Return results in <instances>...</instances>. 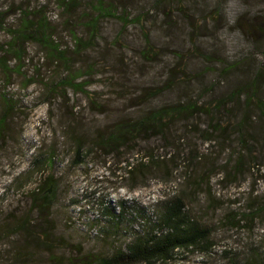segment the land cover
<instances>
[{
	"label": "rangeland",
	"instance_id": "1",
	"mask_svg": "<svg viewBox=\"0 0 264 264\" xmlns=\"http://www.w3.org/2000/svg\"><path fill=\"white\" fill-rule=\"evenodd\" d=\"M46 1L0 0V11H5L10 5L37 6ZM87 1L80 0V7L71 13L74 22H82L80 18L87 13L84 10ZM111 1L117 8L126 11L123 15H130L129 18L140 15L139 22L128 23L123 27L115 18H103L97 26L95 46L81 53L75 52L74 40L67 31L58 36L60 49L66 52L73 69L83 70L88 65H95L92 76L88 77L91 85L85 89L91 94L90 97L67 91L66 94L61 92L64 97L58 95L52 105L44 103L40 84L59 77L61 69L45 62L42 54L32 45L26 46V60L20 74L7 73V77H4L0 71V114L4 110L3 97L13 101L16 108L8 114L4 131L0 133V232L11 221L18 222L26 217L31 218L33 225L39 224L41 229H46L56 240L53 245L55 249L50 252L41 247L33 249L38 250L41 264H53L48 260L50 255L63 259L73 255L79 259L85 256L104 257L120 244L114 237L99 240L78 230L76 224L71 223L74 216L71 211L77 212L78 207L70 206V200H78L79 206L86 210L84 217L92 216V224L95 225L102 219L103 207L110 203L115 205L116 211H119L117 203L120 200L126 201L129 206L132 203L138 208L141 206L146 215L133 223V227L138 230L146 225L148 217L152 219L151 222L156 220L152 216V207L156 202L184 190L195 192L190 187L188 176L197 178V172H202L207 166L197 164L193 169L187 168L182 154L184 148L177 152L164 150L155 139L139 143V148L133 152L122 150L125 154L121 159L97 150L82 164L75 165L72 163V138L66 130L68 121L75 118L82 129L97 128L101 131L109 128L119 117L182 101L186 95L184 84L181 89L151 96L159 90L164 74L175 65L178 79L182 81L186 77L190 81L186 85L187 90L195 91L193 97L201 91L203 95L200 101L206 104L210 100L217 101L229 88V82L235 84L244 81L251 77L257 65L264 63V55L253 50L250 45L264 42V35H259L257 29L260 23L264 26V0H166L158 2L156 7L154 0ZM53 2L51 0L46 9L47 16L53 23L62 24L67 16ZM14 18L8 15L6 23L14 25ZM77 34L87 38L85 35L88 33L86 28L77 27ZM7 41L5 33L0 32V44ZM147 45L153 47L154 63H148L142 56ZM247 51L251 52V58L242 62L237 70H230L225 79H220L221 83L218 79L221 63L234 62ZM29 81L33 83L24 88L23 85ZM211 82L216 84V88L205 91L206 85ZM260 91V98L264 100V87ZM132 93L135 94L131 96ZM143 93L151 96L146 105L143 104L140 109H131V106L143 100L144 97H140ZM135 95L139 96V101L133 99ZM88 98L103 104L102 113L87 107ZM237 104L242 105L241 102ZM220 112L212 109V119H223ZM205 120L204 116L197 113L186 124L188 132L176 131L171 141L177 145L175 139L182 133L188 134L187 139H184L187 147L197 149L211 166H223L228 152L238 148V141L232 133L231 140L227 144L221 143V146L215 147L213 142H202L200 133L206 128ZM235 122L228 121L229 125ZM223 126L226 127L225 124ZM262 126L261 123H255L253 127L258 130ZM257 146L262 150L259 154L255 153L251 175L248 173L238 181L239 184H232L221 179L217 174L219 168L210 175L209 182H204L195 196L189 197L187 201L195 217L215 223L216 247L213 253L209 256L188 255L186 260L172 264H229L230 261L221 254L224 249L245 256L246 250L254 245L259 246L258 259L264 260L262 220L250 223L249 229L243 228L237 232L226 227L222 221L227 212L240 214L245 210L246 195L251 189L252 196L257 197L256 200L251 198L252 203L256 204L259 198H264V170L258 173L255 168L257 164H264V141L261 138H258ZM149 154L160 159L171 156L172 159L150 168L145 185L142 183L131 189L132 184L126 179L122 160L128 159L133 166L140 159L147 162L145 159H148ZM36 160L40 163L34 165ZM251 164L249 168H253ZM211 169L213 171L216 168ZM49 174L58 182V191L50 216L43 222L30 213L27 193ZM138 181L141 183L142 179ZM134 208H130L126 215L133 216L136 213ZM82 220L77 219L76 222L82 223ZM121 227L128 229L126 223ZM26 243L27 239L20 233L3 238L0 241V264H13V254ZM65 259L61 264H66Z\"/></svg>",
	"mask_w": 264,
	"mask_h": 264
},
{
	"label": "trees",
	"instance_id": "2",
	"mask_svg": "<svg viewBox=\"0 0 264 264\" xmlns=\"http://www.w3.org/2000/svg\"><path fill=\"white\" fill-rule=\"evenodd\" d=\"M79 1L54 0L53 3L56 8L67 16V19L62 24L53 23L47 16L46 9L51 0H47L43 4L38 3L37 6L28 4L10 5L5 11H0V32L5 33L8 37L7 42L0 44V71L4 77H7V73H21L26 60L25 51L27 45H32L37 49L42 54V59L48 62L49 65H56L61 69L59 77L40 84L43 102L48 105H52L58 95L64 97L61 92L65 94L67 91L75 94L82 93L88 97L91 95L85 89L91 85L88 77L92 76L91 72L95 65H88L83 70L73 69L70 66L69 59L66 57V52L60 49L58 43L59 34L67 31L74 40L75 52L81 53L95 46L97 26L103 18H115L123 27H126L128 23H138L140 20V15L132 16V18H129L131 17L130 15H123L126 11L117 8L111 0H89L84 5V10L87 13L81 16L80 20L82 22H74L71 13L80 7ZM160 1L164 2L166 0H154L155 7ZM8 15L15 16L14 25L6 23ZM77 27L86 28L88 34L85 36L87 38H82L77 34ZM257 29L259 35H264V26L262 27L261 23ZM250 45L253 50L264 55V42H255V45ZM152 48V46L147 45L142 54L148 63H154L153 56L155 54H152ZM250 58L251 52L247 51L245 54H241L240 59L234 62L221 63L219 81L222 83L220 79H225L230 70H237L242 65V62L248 61ZM10 63H13V66L10 67ZM177 71V65L170 67L168 75L164 74L165 77L167 76L166 79L164 77V80L159 84V90L151 94V96H159L163 91L181 89L184 84L186 95L182 101L159 107H150L144 111L139 110L135 114L130 113L124 117H119L109 128L106 127L101 129V131L97 128L82 129L75 118L68 121L66 130L72 138L74 151L72 163L75 165L82 164L89 155H92L97 150L103 152L104 155H112L121 159V156L125 154V152H121L122 150L133 152L136 148H139V143H147L155 139L159 142V147L164 150L172 149L177 152L184 148L182 154L184 155V162L187 168L193 169L197 164L207 165L202 172H197V178L188 176V180H191L189 183L191 184L190 187H193L196 191H199L198 188L204 185V182L208 183L210 175L219 168L220 171L217 174L221 179L232 184L238 183L248 173L251 175L250 170L254 169L255 165V153L259 154L262 150V148L257 146L258 138L264 141V100L260 98L259 94L261 92L260 89L264 87V63L257 65L251 77L245 78L244 81L235 84L229 82V88L217 98V101L215 100L216 102L210 100L206 104L200 101L203 95L201 91L193 97L194 95L192 94L195 91H188L186 88L190 81L186 77L180 81ZM30 83L33 82L29 81L23 87L26 88ZM206 86L205 91H210V88L212 90L216 88V84L212 82ZM134 94L132 93L131 96ZM148 94L143 93V95H140V97H144L143 100L131 106V109L135 110L137 107L140 109L143 104L146 105V101L151 97ZM133 99L139 101V96L135 95ZM238 102H241L242 105L237 106ZM211 104H214V106L211 107ZM86 105L88 108H94L93 111L102 113L101 108L103 107L101 106L103 104L94 102L92 98L87 99ZM2 106L4 110L0 114V133L4 131L8 114L16 110L14 102L4 97L2 98ZM211 108L215 111H221L223 119H212ZM197 113L206 118L204 121L206 128L200 133L202 142H213L215 147L221 146V143L227 144L231 140L232 133L238 141V148L228 152L227 160L223 166H211L197 149L187 147L185 140L188 134L182 133L178 136L175 139L177 145L171 141L176 131L186 130V133L188 132L189 128L186 124ZM255 113L257 115H254ZM74 114H77V112ZM232 120L236 122L229 125L228 121L231 122ZM255 123H261L263 125L262 128L255 130L253 127ZM178 124L180 128H178ZM223 124L226 127L223 126V128ZM227 129L229 130L226 131ZM215 134L218 136H215ZM253 146L257 148H252ZM149 155L148 159L144 158L148 160L147 162L140 159L133 166L128 159L122 160L121 163H123L126 171V179L132 184L131 189L142 185V183L145 185L146 175L150 168L158 167V163L170 162L172 159L171 156L160 159L152 154ZM206 156L208 157V155ZM251 161H254L253 164H251ZM39 163L36 160L34 165ZM250 164L253 168H249ZM257 166L255 168L258 173L264 170V164H257ZM211 168L216 169L212 171ZM138 179H142L141 183ZM57 191L58 182H56L53 175L49 174L41 179L36 187L27 193L30 200V213L41 218L43 222L47 221L57 196ZM195 192L184 190L179 194L156 202L152 207V216H155L156 220L151 222L152 219L148 217L146 225L138 230L133 227V223L140 221L146 215L145 210L141 206V208H138L134 205V208V203L129 206L126 201L120 200L117 203L119 211H116L115 205L110 203L103 207L102 219L98 225H95L92 224L94 221L92 216H90L91 220L84 217L86 210L79 206L80 202L74 199L70 200V206L78 207L77 212L71 211L75 216L72 217L71 223L76 224L78 230L86 234L89 233V236L99 240L109 236L114 237L120 244L104 257L85 256L83 259L76 258L74 255L67 259L64 257L66 264H172L186 260L188 255H211L216 247L214 238L215 223L202 221L189 210L187 201L189 197L195 196ZM252 193L253 190L251 189L249 194L246 195V208L244 211L240 214L227 212L223 215L222 221H224L226 227L235 229L237 232L243 228L249 229L248 225L255 221L259 222L262 220L260 224L264 225V198H259L256 204L255 202L252 203V199L256 200L257 198L253 197ZM130 208L136 210L133 216L126 215ZM77 219H83L82 223H77ZM124 223L128 225V229H121ZM38 226L39 224L33 225L31 223L30 217H26L18 222L11 221L3 229L4 231L0 232V241L3 238L7 239L19 233L24 235L28 241L25 245L17 248L16 253L13 254V264H41L38 258L40 256L37 252L38 250L34 251L33 249L41 247L47 252L55 249L53 245L56 240L53 235ZM246 253L245 256L239 253L232 254L225 249L221 252L223 258L230 261L229 264H263L264 260L258 259L260 254L259 246L254 245L247 249ZM48 257V260L53 264H61L62 260H64L58 256L50 255Z\"/></svg>",
	"mask_w": 264,
	"mask_h": 264
}]
</instances>
